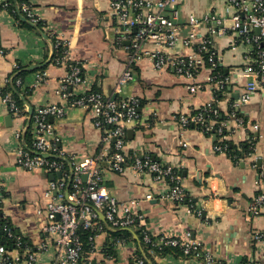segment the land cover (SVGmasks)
I'll return each instance as SVG.
<instances>
[{
    "label": "crops",
    "instance_id": "crops-1",
    "mask_svg": "<svg viewBox=\"0 0 264 264\" xmlns=\"http://www.w3.org/2000/svg\"><path fill=\"white\" fill-rule=\"evenodd\" d=\"M109 1L27 0L39 19L38 26L22 15L15 17L0 10V50L3 51L0 87H4V79L13 72L12 63L17 62L23 72L19 97L24 113L23 117L15 118L0 104V177L5 191L0 213L27 239L37 264L57 263L56 242L43 234L44 218L34 214L45 203L43 194L49 176L41 170L25 171L15 165L19 142L14 132L29 123L37 107L60 103L54 93L57 82L69 64L79 63L84 81L77 87V94L97 90L106 98L139 99L138 118L124 124L127 155H148L175 167L181 173L186 197L192 202L179 203L166 198L169 185L165 180L136 173L129 164L121 173L101 165L105 191L119 202L134 200L136 205L132 210L143 215L141 226L154 237L165 234L186 240L190 234L213 261L238 264L247 258L255 264H264V245L251 241V231H264V204L257 217L251 218L248 214L258 180L257 170L251 165L264 160V81L249 101L239 104L244 84L239 75L244 48L228 49L229 42L236 37L228 31L222 36H213L219 67L228 78L220 99L214 98L213 88L207 85V68L201 69L194 79H187L172 67L156 70L147 57L133 63L132 80L115 93L116 81L126 67L130 49L125 32L110 11ZM224 5L225 0H178V22L185 23L188 16L199 17L211 9L223 12ZM55 37L65 41L66 46L59 65L52 61ZM188 52L180 43L166 50L169 57ZM41 71L45 73L44 82L36 83L35 75ZM193 85H202V89L189 90ZM213 100L223 115L239 104L235 111L246 120V125L239 128L231 121L235 132L229 139L233 145L248 140L249 134L256 137L253 154L240 165L225 153L214 152L213 139L192 127L179 128L175 119ZM52 123L59 146L67 155L83 162L95 154L100 131L93 126L90 113L72 109ZM254 124L259 126L256 131L251 128ZM148 194L151 199L146 198ZM189 205L201 209L202 216L189 213ZM134 231H131L134 241L116 247L114 258L102 255L108 232L99 234L90 258L95 264H134L133 255L138 250ZM40 245L46 247L40 249ZM153 259L149 264H206L201 259L185 258L177 253Z\"/></svg>",
    "mask_w": 264,
    "mask_h": 264
},
{
    "label": "built area",
    "instance_id": "built-area-1",
    "mask_svg": "<svg viewBox=\"0 0 264 264\" xmlns=\"http://www.w3.org/2000/svg\"><path fill=\"white\" fill-rule=\"evenodd\" d=\"M177 5L178 0L109 1L110 11L125 32L130 49L129 59L116 81L114 92L119 93L122 86L132 80L133 63L147 57L156 70L172 67L178 75L187 79H194L201 69L207 68V85H210L213 91L223 93L228 78L216 70L219 63L213 36H222L229 31L236 37L229 42L228 49L236 51L240 47L244 48L243 64L239 73L244 84L239 104L249 101L264 81V0H225L223 12L211 9L199 17L190 15L185 23L178 22ZM8 6H13L14 11L29 22H39L27 0H0L2 10H6ZM255 29L259 32L255 33ZM181 31H185V34L182 35ZM178 43L189 52L169 57L166 50L174 48ZM62 44L65 45V41L61 38H53V52H58V47ZM0 53L3 51L0 50ZM61 60L57 61L56 65H59ZM12 68L13 72L4 79V87L14 85L21 88L22 79L15 78L20 65L14 62ZM44 78L45 73L42 71L35 75L36 83H43ZM83 81L81 65L72 64L59 78L54 91L60 103L37 107L30 115L29 123L14 132V138L19 142L15 158L18 168L25 171L41 170L48 176L59 173V177L55 176L54 180L48 179L43 194L45 203L34 210L36 216L44 218L41 227L43 234L56 242V264H95L90 256L95 250V239L99 234L122 229L133 231L141 226L143 215L132 210L136 205L134 200L119 202L105 191L101 165H106L112 172L121 173L124 166L129 164L136 173L149 174L154 180H165L169 185L166 198L179 203L184 202L186 198L181 175L175 167L156 161L148 155L129 156L125 151L124 124L138 118L139 99L106 98L101 92L93 90L77 94L75 91ZM4 87H0V104L4 105L13 117H23V109L17 106L12 90L3 91ZM194 89H202V85H193L189 90ZM239 104L232 106L228 114L219 115L215 101H208L188 114H179L175 119L179 128L192 127L213 139L214 152L225 153L229 158L235 159L234 153L228 155L227 142H230L229 138L235 132L231 121L239 128L246 125L243 118L235 113ZM72 109L90 113L93 126L100 131L97 151L83 162H77L61 149L52 123L53 119L64 117ZM218 116L221 118L219 121L216 119ZM258 127L257 124L251 125L254 131ZM20 141H23V145ZM254 146L250 154L232 161L244 163L253 154ZM251 166L257 170L258 180L257 193L249 204L248 214L255 218L264 204V160L260 165ZM146 198L151 199V195H146ZM4 199L5 191L0 177V209ZM188 212L197 217L202 216V210L195 209L192 205H189ZM0 219L4 221L1 231L6 240L12 242L13 247L7 249L0 243V264H37L35 253L28 247L27 239L17 233L1 213ZM80 230L88 232L86 239L81 237ZM141 234L143 242L151 248H175L180 256L191 255L192 258L201 259L207 264H216V261L190 238V234H187L186 240L165 234L154 237L145 230H142ZM251 241L264 245V231H251ZM114 244L118 247L125 242L123 239H116ZM86 245L92 250L87 259L83 257ZM45 247L40 245L39 248ZM21 249L22 253L19 252ZM142 256L143 258H138L136 254L133 255L134 264H145L144 255ZM238 264L255 263L249 260L240 261Z\"/></svg>",
    "mask_w": 264,
    "mask_h": 264
},
{
    "label": "trees",
    "instance_id": "trees-1",
    "mask_svg": "<svg viewBox=\"0 0 264 264\" xmlns=\"http://www.w3.org/2000/svg\"><path fill=\"white\" fill-rule=\"evenodd\" d=\"M8 1H13V0H8ZM24 1H26V0H24ZM0 10H2V9L0 8ZM6 11L9 12L11 15H14L15 17H17V15H20L17 12L14 11V7L13 6H8L6 8ZM38 23H40V22H37V26L40 25ZM65 50H66V46L64 44H62L61 46L58 47V52H53V59H52L53 63L56 64L57 61L61 60ZM204 59H206V58H204ZM72 64H74V63L69 64L67 68L69 69V67H71ZM20 68H19V70L16 71L15 78H21L22 79L23 72H20ZM216 70L222 76H226L225 75V70L222 67L217 66ZM2 90L3 91L12 90L13 97H14V99L16 101L17 106L20 109H23V102H22V100L19 97V91H20L19 87H16L14 85L13 86L7 85ZM93 91H97V90H93ZM221 94H222V92L214 90V98L215 99H220L221 98ZM235 113H236V115L238 117H242V115H240L237 111ZM219 115H223V114L221 112H219ZM216 119L219 121L221 118H220V116H218ZM243 120H244V123H246V120L244 118H243ZM27 139H28V135L25 136V140H27ZM255 144H256V137L254 136V134H249V139L244 141V142H242V143H240L237 146L233 145L231 141L227 142L228 151H229L228 155L231 152L234 153L236 155L235 159L230 158L231 160H234V161L239 159V158H244L246 155H248V154H250L252 152V147ZM238 164L240 165L241 162H239ZM180 175H181V173H180ZM189 200L190 199H188L186 197L184 201L186 203H188ZM190 202H192V200H190ZM2 222H4V221H2L0 219V243L4 244L7 249H11V248H13L12 247V242L9 241V240H6V238L4 236V233H2V231H1ZM9 225H10V223H9ZM142 230H144L142 228V226H138V227L135 228V231H134V234L137 237V243H138V250H137V253H136V257L143 258L142 255H144L145 264H149V263L153 262L154 261V259H153L154 256H162V255H165L167 253H177L176 252L177 249L170 248V247L169 248L168 247H164V248H161V249L151 248V246H149L148 244H145L143 242L142 234H141ZM80 234H81V237L83 239H86V236L88 235V232L84 231V230H80ZM116 239H123L125 243L134 241L133 232H131L128 229L108 231V239L104 243V246H103V249H102V255L105 258H114L115 251H116L115 250L116 247H115L114 241ZM152 239H154V237H152ZM22 249L19 250L20 253H22ZM91 251L92 250H91L90 246L86 245L84 247V249H83V257L87 259L89 257V254H90ZM150 251H152V253H150ZM184 257L185 258H191L192 256L188 255V256H184ZM150 260H151V262H150ZM249 260L250 259L246 258V259H244L242 261H249ZM216 264H226V263L224 261H221V260H216Z\"/></svg>",
    "mask_w": 264,
    "mask_h": 264
},
{
    "label": "water",
    "instance_id": "water-1",
    "mask_svg": "<svg viewBox=\"0 0 264 264\" xmlns=\"http://www.w3.org/2000/svg\"><path fill=\"white\" fill-rule=\"evenodd\" d=\"M258 32H259V30H258V29H255V33H258ZM31 113H32V112H29V114H31ZM8 119L11 120V117L9 116ZM260 162H261V161L258 160V161H257V165H260ZM55 176H56V177H59V173H57ZM55 176H54L53 174L49 175V180H54ZM83 180H85V177H83Z\"/></svg>",
    "mask_w": 264,
    "mask_h": 264
}]
</instances>
